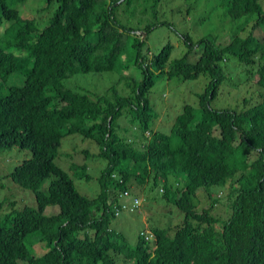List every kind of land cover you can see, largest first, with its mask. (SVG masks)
<instances>
[{"label":"trees","instance_id":"16d2710c","mask_svg":"<svg viewBox=\"0 0 264 264\" xmlns=\"http://www.w3.org/2000/svg\"><path fill=\"white\" fill-rule=\"evenodd\" d=\"M25 1L0 0V157H12L4 152L12 148L30 151L3 176L29 190L35 205L0 201V264H264V0L216 1L238 23L229 40L183 34L186 49L174 59L170 42L150 57L142 53L154 22L143 33L118 16L119 8L139 5L145 13L164 0H45L57 6L43 27L15 7ZM125 34L132 36L134 66L122 60ZM231 61L243 75L231 81L237 104L214 109ZM115 69L120 77L99 94L68 81ZM13 74L15 82L23 77L20 84H10ZM201 76L207 83L198 105L185 104L170 124H156L169 117L148 96L157 80ZM75 133L95 143V157L105 161L92 198L55 162L62 138ZM86 163L71 168L90 179ZM149 183L163 208L173 204L183 218L152 224L154 207H146L149 224L131 245L115 221L142 217L139 193ZM214 186L225 217L214 212ZM201 189L208 204L198 208ZM136 197L138 208L121 205Z\"/></svg>","mask_w":264,"mask_h":264},{"label":"rangeland","instance_id":"374dc122","mask_svg":"<svg viewBox=\"0 0 264 264\" xmlns=\"http://www.w3.org/2000/svg\"><path fill=\"white\" fill-rule=\"evenodd\" d=\"M100 1L103 2V0ZM216 1L218 2V0H215V2L214 0H164L157 6L148 7L149 10L145 13L139 9V5L136 7H129L125 11L123 10L124 8H119L118 16L127 22L128 25L139 28V31L143 33V27L154 22L156 25L147 35L145 44L142 47V53L150 57L151 53L158 52L163 45L170 42L173 45L171 59H174L179 57L186 49L182 39L183 34H189L194 41L209 34H216L219 37L223 36L224 40H229L231 34L229 28L235 27L238 23L232 21L230 17L226 15L224 9L216 5ZM117 3L118 2L115 4ZM143 3H146V0H143ZM149 4L150 2H148V5ZM56 6L57 4L55 2L49 5L45 0H26L23 3H16L15 5V7L20 10L21 15L35 17L38 22L43 24L42 27L53 14ZM143 6L142 4V7ZM153 9L156 10V18H154L153 13H151ZM239 27L241 26L239 25ZM257 33L262 35L258 30ZM123 40L125 41V51L122 60H128L129 65L134 66L132 59H130L134 54V48L131 45L132 36L125 34ZM15 54L23 56L25 52L17 50ZM234 65V62L231 61L228 68H226V73L230 79L223 81L217 98L211 102V106L214 109L234 108L237 104L236 89L231 85V81H237L241 79L243 75L238 73L240 69H235ZM121 72L122 69L120 71L115 69L112 71L77 73L71 76L68 81L71 86H77L82 92L85 91L90 95H94L99 94V92L103 90L105 91L109 86L113 85L120 77ZM123 73L127 74L128 71L125 69ZM15 74L9 78L10 84L17 85L21 83L23 77L20 76L15 82L14 77L18 76H15ZM130 74L135 75L136 71L130 72ZM136 77L139 78V76ZM206 83L207 80L203 76L195 80L181 82H170L163 80V78H159L148 96L155 110L157 112L160 111L162 114L166 112L169 117L164 119L163 115H161V117L157 119L156 124L164 126L170 124L171 117L180 113L185 104L196 107L198 105L196 94L203 90ZM228 85L231 86V88ZM247 86L248 85H246V87ZM117 87L121 90L124 86L122 83H119ZM245 88L242 89L239 98L246 94ZM252 97L256 99V95ZM128 133H132L131 129H129ZM92 143H89L88 140L85 138L83 139L76 133L66 135L61 140V145L55 158V162L72 177L77 190L81 194L91 198L99 191L98 177L105 165V161H100L95 157L98 149L94 145L95 143ZM10 151H14L12 157H0V181L5 183L4 186L3 184L0 186V201L9 197V199L14 200L19 207H22L24 204L35 205L33 196L29 190H23L22 187L3 176L9 169L11 170L12 167L20 163L23 159L29 157L30 151L12 148L4 152L8 153ZM86 151L89 154L87 157H85ZM256 157L257 154L252 153L248 156V161L250 162ZM83 163L87 164L88 171L91 172L92 177H90V179L81 177L78 170L75 172V166L71 168L73 164L82 165ZM47 183L48 180H45L43 185ZM219 189L218 186H214L211 188V192L216 194ZM137 192L138 189L135 193ZM197 196L199 200L198 208L208 204V198L204 196L202 189L198 191ZM139 197L143 200V205L141 206L143 207L142 217L139 214L135 216L122 214L117 221H115V227L125 233L126 239L131 245L136 242L138 232L149 224L146 222V217L148 216L146 207L150 208V205L154 207V214L150 219V223L152 224L156 223V221H162V224L163 220L166 218L170 223H173L176 219L180 220V217L183 218V214L175 205L169 204L163 208V197L157 186L151 188L150 183L145 184L144 188L139 193ZM224 202V197H219V200L214 204V212L221 217L227 215V208ZM5 206H8V203H5L4 207ZM170 211H173V213L171 214ZM176 213L178 214L176 215ZM0 222H2L1 217ZM27 240L28 239H26V242ZM37 252L39 253L40 251L38 250Z\"/></svg>","mask_w":264,"mask_h":264},{"label":"built area","instance_id":"2783aa9c","mask_svg":"<svg viewBox=\"0 0 264 264\" xmlns=\"http://www.w3.org/2000/svg\"><path fill=\"white\" fill-rule=\"evenodd\" d=\"M124 195L128 196V193L125 191L124 192ZM121 205L123 207L130 206L132 208H138V206H139V200H138V198H133V200H131V202L130 201L129 202L125 201V202H122Z\"/></svg>","mask_w":264,"mask_h":264},{"label":"clouds","instance_id":"9594fccd","mask_svg":"<svg viewBox=\"0 0 264 264\" xmlns=\"http://www.w3.org/2000/svg\"><path fill=\"white\" fill-rule=\"evenodd\" d=\"M124 192H125V191H124ZM124 192H123V193H124ZM123 193H122V194H123ZM219 195H220V193H219V191H218V192L216 193V197L218 198ZM136 198H137V197H136ZM126 201H127V200H126ZM122 202H123V201H121V204H122ZM127 202H129V200H128ZM216 202H217V201H216Z\"/></svg>","mask_w":264,"mask_h":264}]
</instances>
